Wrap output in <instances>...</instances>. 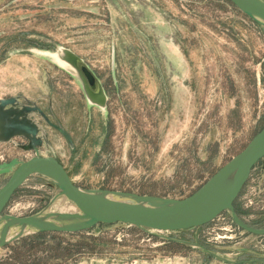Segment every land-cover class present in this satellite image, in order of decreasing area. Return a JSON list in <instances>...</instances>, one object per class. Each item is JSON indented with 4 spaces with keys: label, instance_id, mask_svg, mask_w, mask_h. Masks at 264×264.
I'll return each instance as SVG.
<instances>
[{
    "label": "rangeland",
    "instance_id": "1",
    "mask_svg": "<svg viewBox=\"0 0 264 264\" xmlns=\"http://www.w3.org/2000/svg\"><path fill=\"white\" fill-rule=\"evenodd\" d=\"M62 48L95 71L106 106L90 100ZM9 98L39 108L28 116L39 154L58 158L80 187L184 199L264 127V24L229 0H0V101ZM37 149L26 136L0 137V163ZM10 176L0 174V188ZM62 203L73 201L34 174L3 213ZM235 209L264 228V159ZM138 229L26 238L0 248V264H264V236L244 238L229 211L188 230Z\"/></svg>",
    "mask_w": 264,
    "mask_h": 264
},
{
    "label": "water",
    "instance_id": "2",
    "mask_svg": "<svg viewBox=\"0 0 264 264\" xmlns=\"http://www.w3.org/2000/svg\"><path fill=\"white\" fill-rule=\"evenodd\" d=\"M239 10L264 24V0H229ZM62 58L76 70L90 100L106 106L108 95L105 87L88 62L69 48H62ZM11 104L10 108H6ZM36 106H22L17 99L9 98L0 101V131L1 140H9L15 135L28 137L37 149L42 145V139L37 137L38 125L28 118L29 113L38 110ZM52 125L68 133L56 124ZM264 159V127L254 136L251 142L229 162L222 166L201 188L184 199H168L137 195L120 191H112L127 195L130 201H112L96 194L92 190L80 187L74 182L63 163L54 156H42L37 149V155L28 160H12L0 163V174L11 173L8 181L0 188V215L18 219L23 224L40 227L36 214L30 216H15L4 214V209L16 191L34 174H44L56 182L68 199L73 201L88 217L86 221L69 223L64 226L41 227L37 230L20 234L8 240L0 241V248L24 237L38 232H78L89 230L99 224L125 223L146 230L170 231L188 230L207 225L229 211L233 221L242 229L257 235H264V228H255L243 221L235 209V202L248 182L252 170ZM231 177L224 190L220 191L226 178ZM101 190V189H99ZM109 191V190H103ZM130 196V197H129ZM140 199H155L159 203L137 202ZM137 199V200H135ZM59 214V213H58ZM60 215V214H59ZM65 216V215H60ZM68 217H74L69 214ZM204 247V246H203ZM209 254L215 255L204 247Z\"/></svg>",
    "mask_w": 264,
    "mask_h": 264
},
{
    "label": "bare ground",
    "instance_id": "3",
    "mask_svg": "<svg viewBox=\"0 0 264 264\" xmlns=\"http://www.w3.org/2000/svg\"><path fill=\"white\" fill-rule=\"evenodd\" d=\"M1 122L2 121L0 118V123ZM230 179L231 177L226 178L222 188H220V191L226 188L227 183L230 181ZM92 191L112 201L131 200L130 198H128L127 195L121 193H116L112 191H103V190H92ZM134 198H138V197H134ZM137 202H142L145 204L159 203L155 199H140V198H138ZM60 206H61L60 208L58 207L59 210L58 209L52 210L51 207L50 208L48 207L37 213L36 217L38 218L37 220H39V222L41 223L40 227H37L35 225L23 224L18 219L9 216L6 217L0 215V241L11 239L12 237L18 236L20 234L33 232L41 227L64 226L69 223L75 224V222L77 223V221L82 222L88 219V217L80 210V208L75 203H71V204L68 203ZM58 213L60 215H65V216L64 217L60 216ZM69 214H73L74 217H68Z\"/></svg>",
    "mask_w": 264,
    "mask_h": 264
},
{
    "label": "trees",
    "instance_id": "4",
    "mask_svg": "<svg viewBox=\"0 0 264 264\" xmlns=\"http://www.w3.org/2000/svg\"><path fill=\"white\" fill-rule=\"evenodd\" d=\"M24 40V42L26 41V39H23ZM35 41H33V40H29V41H27V42H25L26 44H29V45H33V46H36V47H40V48H51L49 45H45V44H43V43H41L40 41H36L35 43H34ZM100 225H108V224H100ZM134 228L135 229H138V227H135L134 226ZM91 229H89V230H83V231H78V232H55V231H47V232H38V233H33V234H30V235H28L27 237H21V238H19V239H17V240H15V241H13V242H19V241H24L26 238H32V240H34V241H37V240H40L41 238H43V237H45V236H53V235H55V234H57V233H74V234H77V233H82V232H87V231H90ZM139 230V229H138ZM92 238V240L94 239L93 237H91ZM203 243L202 244H204V245H206L207 246V244L208 243H206L205 241H202ZM12 243V242H11ZM11 243H9L8 245H6V246H4V247H9V246H11ZM3 248V247H2ZM201 253L205 256V257H209V258H212V256L211 255H209V254H207L205 251H202L201 250ZM206 258V259H207Z\"/></svg>",
    "mask_w": 264,
    "mask_h": 264
},
{
    "label": "built area",
    "instance_id": "5",
    "mask_svg": "<svg viewBox=\"0 0 264 264\" xmlns=\"http://www.w3.org/2000/svg\"><path fill=\"white\" fill-rule=\"evenodd\" d=\"M257 167H258V164L254 166L250 178H252V177L254 176L255 171L257 170ZM254 190H255V189H254ZM249 202H250V203H253V201H252L251 199L249 200ZM217 218H218V217H217ZM242 234H244V236H243L244 238H246V239L249 238V237L246 236L247 233H246L245 231H243Z\"/></svg>",
    "mask_w": 264,
    "mask_h": 264
},
{
    "label": "flooded vegetation",
    "instance_id": "6",
    "mask_svg": "<svg viewBox=\"0 0 264 264\" xmlns=\"http://www.w3.org/2000/svg\"><path fill=\"white\" fill-rule=\"evenodd\" d=\"M239 227V226H238ZM240 228V227H239ZM242 229V228H241ZM243 231H246V230H244V229H242ZM247 233H250V232H248V231H246ZM255 235H257V234H255ZM257 236H259V237H262V236H264V235H257Z\"/></svg>",
    "mask_w": 264,
    "mask_h": 264
},
{
    "label": "crops",
    "instance_id": "7",
    "mask_svg": "<svg viewBox=\"0 0 264 264\" xmlns=\"http://www.w3.org/2000/svg\"><path fill=\"white\" fill-rule=\"evenodd\" d=\"M243 250H245V251H246V250H248V249H243Z\"/></svg>",
    "mask_w": 264,
    "mask_h": 264
}]
</instances>
